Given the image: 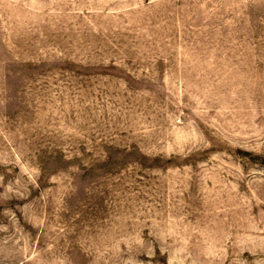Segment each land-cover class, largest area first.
<instances>
[{"label": "rangeland", "instance_id": "rangeland-1", "mask_svg": "<svg viewBox=\"0 0 264 264\" xmlns=\"http://www.w3.org/2000/svg\"><path fill=\"white\" fill-rule=\"evenodd\" d=\"M0 264H264V0H0Z\"/></svg>", "mask_w": 264, "mask_h": 264}]
</instances>
